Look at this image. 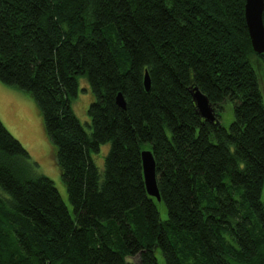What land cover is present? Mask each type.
Instances as JSON below:
<instances>
[{"label": "trees", "instance_id": "1", "mask_svg": "<svg viewBox=\"0 0 264 264\" xmlns=\"http://www.w3.org/2000/svg\"><path fill=\"white\" fill-rule=\"evenodd\" d=\"M244 3L0 0V82L36 103L74 214L0 121V264H158L157 251L165 264H264V54ZM78 79L94 96L90 134L71 107Z\"/></svg>", "mask_w": 264, "mask_h": 264}, {"label": "rangeland", "instance_id": "2", "mask_svg": "<svg viewBox=\"0 0 264 264\" xmlns=\"http://www.w3.org/2000/svg\"><path fill=\"white\" fill-rule=\"evenodd\" d=\"M93 101L94 96L88 82L85 79H78L77 93L71 100V107L87 134L91 133L87 109ZM221 117L223 127L227 128L231 121L228 109ZM0 121L27 151L31 162L35 164V173L52 181L63 203L73 216L67 190L62 182L59 167L56 163V148L44 130L43 119L36 103L26 93L0 82ZM108 150L109 144H104L100 146L98 153L92 155L94 163L101 173ZM157 209L161 219L165 220L167 214L164 206L159 204ZM155 255L158 264H165L158 251ZM128 261L131 264H139L138 256L128 259Z\"/></svg>", "mask_w": 264, "mask_h": 264}, {"label": "water", "instance_id": "3", "mask_svg": "<svg viewBox=\"0 0 264 264\" xmlns=\"http://www.w3.org/2000/svg\"><path fill=\"white\" fill-rule=\"evenodd\" d=\"M244 20L250 39V45L254 53L264 54V25L262 14L264 10V0H244ZM143 85L146 91L149 90L150 81L147 73L144 75ZM190 95L196 106L198 115L210 124H219L217 114L213 106L209 103L208 98L199 91L198 88L192 86ZM115 103L121 107H125L124 99L121 93L115 97ZM142 176L146 193L149 197L154 198L157 202L161 201L159 196L156 179H155V161L150 150H142L140 152Z\"/></svg>", "mask_w": 264, "mask_h": 264}]
</instances>
